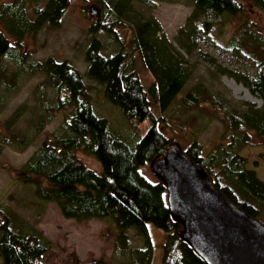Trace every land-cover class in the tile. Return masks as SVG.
Returning a JSON list of instances; mask_svg holds the SVG:
<instances>
[{
  "label": "trees",
  "instance_id": "obj_1",
  "mask_svg": "<svg viewBox=\"0 0 264 264\" xmlns=\"http://www.w3.org/2000/svg\"><path fill=\"white\" fill-rule=\"evenodd\" d=\"M142 1L97 0L112 19L110 23L96 19L92 25L84 46V73L67 59L52 55L36 59L25 51L27 36L45 26L60 25L71 0H10L0 4V57L7 61L0 66V100L15 89L21 77H43L35 90L39 112L34 111L31 121L34 134L23 135L13 129L23 115L18 107L0 129V154L6 146L25 149L32 145L45 125L64 111L57 130L41 139L22 166L20 177L33 186L34 197L40 203H55L66 219H111L114 252L120 264H151L153 246L148 224L167 234L161 264H204L180 237L182 227L171 216L165 184L156 175L150 180L143 169H151L154 160L177 144L206 170L223 195L264 224V181L247 167V158L240 154L255 141L264 147V33L248 24L242 31V36L249 39L254 74L217 69L244 86L259 102L230 99L204 82L185 89L191 76L188 58L205 56L201 44L212 34L209 16L242 15L244 2L264 12V0H186L193 10L173 41L153 15H144ZM117 25L130 29L127 41L118 35ZM98 31L108 36L106 42L96 35ZM243 40L234 36L227 46L240 48ZM138 62L152 76L148 87L139 77ZM85 79L99 85L102 98L118 107L131 125L150 120L145 133L136 140L122 136V129L95 109ZM201 104L211 105L222 125L218 142L206 151L197 139L198 133L192 130L198 115L183 119L171 113L175 105L186 109ZM159 122L179 130L182 139L166 136L158 128ZM78 152L94 156L101 172L87 167ZM261 157L264 159V151ZM0 213L1 264H42L52 241L17 217L10 207L0 205ZM131 230L140 238V245L130 242ZM71 264L107 263L95 258Z\"/></svg>",
  "mask_w": 264,
  "mask_h": 264
},
{
  "label": "rangeland",
  "instance_id": "obj_2",
  "mask_svg": "<svg viewBox=\"0 0 264 264\" xmlns=\"http://www.w3.org/2000/svg\"><path fill=\"white\" fill-rule=\"evenodd\" d=\"M8 1L10 0H0V4ZM141 4L140 8L144 15H153L161 24L165 35L172 41L178 28L193 10L186 0H143ZM91 7L98 11V16L90 12ZM244 7L245 11L242 15L234 17L228 15L209 16L213 21L212 34L201 44V51L205 56L188 58L191 76L185 89L196 82H204L212 91L219 92L230 99L252 102L244 98L243 91L227 86L224 79L228 78L234 81L233 78L217 71L218 67H224L235 72L255 73V66L249 56V53H252L248 43L249 39L242 36V31L248 24L253 30L264 33V12L252 7L248 2H244ZM96 19L110 23L112 15L108 10L99 6L97 0H71V5L64 13L60 25L56 28L45 26L36 34L27 36L25 51L36 59H42L48 55L59 60L67 59L84 73L86 70L84 46L91 35L90 29ZM197 25L202 27L201 22H198ZM114 27L122 39L127 41L131 37V31L127 26L117 25ZM96 35L104 42L108 39L105 32L98 31ZM234 36L244 39L241 42L243 47L227 46ZM245 47L249 49L247 50ZM6 63V59L0 57V66ZM9 64L11 63L9 62ZM137 68L140 79L145 87H148L152 81L151 74L142 67L140 62H138ZM42 79L43 77L40 75H25L18 79L13 91L7 92L6 96L0 100L1 130H3L5 120L18 107H21L23 115L13 129L23 135L32 136L34 134L31 121L34 118V111L35 113L39 112L35 90L37 83ZM85 80L91 87L95 109L106 116L113 126L122 129V136L127 140H131L132 137L133 140H136L145 133L151 124L150 120L140 122L136 126L131 125L118 107L102 98L99 85L88 79ZM171 113L173 116H180L183 119L193 113L198 115L192 130L198 133L197 139L204 151L218 142L222 125L215 118L217 112L211 105L201 104L199 107L189 106L186 109L175 105L172 107ZM63 114L64 111L59 112L54 119L47 123L41 134L34 138L29 147L25 149L4 147L0 154V205L4 204L10 207L17 217L34 225L52 241V247L44 256L42 264H71L76 260L86 263L95 258H103L107 264H120L115 257L114 226H112L111 219L86 221L66 219L61 216L55 203H40L33 195V186L23 183L20 177L24 163L39 146L41 139L57 130ZM157 126L169 138L182 139L183 137L179 130L171 129L163 122H159ZM263 151L264 147L255 141L252 145L246 146L240 154L247 158V167L253 169L257 176L264 181V159L261 157ZM78 156L87 167L97 173L101 172V165L94 156L82 152H78ZM143 171L150 180L156 179L152 169L145 167ZM2 220L3 216L0 213V222ZM148 232L153 246L151 264H161L162 244L167 234L153 224H148ZM128 235L132 244L140 245L141 240L134 231H129Z\"/></svg>",
  "mask_w": 264,
  "mask_h": 264
},
{
  "label": "water",
  "instance_id": "obj_3",
  "mask_svg": "<svg viewBox=\"0 0 264 264\" xmlns=\"http://www.w3.org/2000/svg\"><path fill=\"white\" fill-rule=\"evenodd\" d=\"M90 12L98 16L94 7ZM151 169L165 184L171 216L182 227L180 237L200 261L264 264V224L223 195L179 145H171Z\"/></svg>",
  "mask_w": 264,
  "mask_h": 264
},
{
  "label": "bare ground",
  "instance_id": "obj_4",
  "mask_svg": "<svg viewBox=\"0 0 264 264\" xmlns=\"http://www.w3.org/2000/svg\"><path fill=\"white\" fill-rule=\"evenodd\" d=\"M225 83L227 84V86L233 88L234 90H241L244 92V98L252 100V101H257L255 97H253L248 90L243 87L242 85H238L236 84L233 80H229L228 78H225Z\"/></svg>",
  "mask_w": 264,
  "mask_h": 264
}]
</instances>
